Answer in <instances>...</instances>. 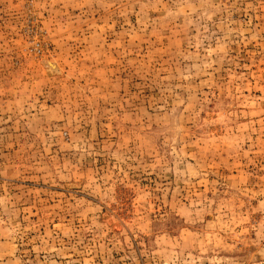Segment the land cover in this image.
<instances>
[{"label":"rangeland","instance_id":"1","mask_svg":"<svg viewBox=\"0 0 264 264\" xmlns=\"http://www.w3.org/2000/svg\"><path fill=\"white\" fill-rule=\"evenodd\" d=\"M0 264H264V0H0Z\"/></svg>","mask_w":264,"mask_h":264},{"label":"bare ground","instance_id":"2","mask_svg":"<svg viewBox=\"0 0 264 264\" xmlns=\"http://www.w3.org/2000/svg\"><path fill=\"white\" fill-rule=\"evenodd\" d=\"M53 69H56L55 65H52V62L49 64Z\"/></svg>","mask_w":264,"mask_h":264}]
</instances>
